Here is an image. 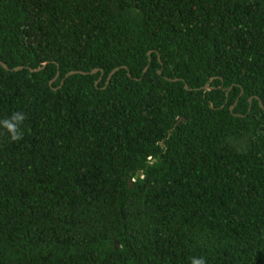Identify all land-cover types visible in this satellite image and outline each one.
Segmentation results:
<instances>
[{"label": "trees", "instance_id": "trees-1", "mask_svg": "<svg viewBox=\"0 0 264 264\" xmlns=\"http://www.w3.org/2000/svg\"><path fill=\"white\" fill-rule=\"evenodd\" d=\"M0 61V264H264V0H0Z\"/></svg>", "mask_w": 264, "mask_h": 264}, {"label": "clouds", "instance_id": "clouds-1", "mask_svg": "<svg viewBox=\"0 0 264 264\" xmlns=\"http://www.w3.org/2000/svg\"><path fill=\"white\" fill-rule=\"evenodd\" d=\"M25 120V113L14 111L10 117H6L0 120V126H2L6 130L11 141H19L23 138L24 135V131L21 125ZM191 264H206V259L203 256L199 258L192 257Z\"/></svg>", "mask_w": 264, "mask_h": 264}, {"label": "water", "instance_id": "water-1", "mask_svg": "<svg viewBox=\"0 0 264 264\" xmlns=\"http://www.w3.org/2000/svg\"><path fill=\"white\" fill-rule=\"evenodd\" d=\"M150 55H151V53H150ZM150 60H151V59H150ZM0 63L2 64V66H3L4 68L9 69V66H8L6 63H4V62H2V61H0ZM47 64H48V62H44L42 66H40V67H38V68H29V70H30L31 72L40 71V70L44 69V68L47 66ZM148 67H149V66L146 67L145 71L148 69ZM24 68H25L24 66H16V67L13 68V70H16V71H17V70H21V69H24ZM119 69H120V67H117V68H115L114 70L111 71V73H110L109 76H108L107 82L110 81L112 75H113L117 70H119ZM97 71H98V69H94V72H97ZM76 72H77V71H71V72H69L68 75H71V74L76 73ZM81 73H87V72H81ZM212 81H213V78L210 80V82H212ZM210 82L207 83L206 86H204V87H202V88H200V89H203V88H204L205 90H211L213 87L210 86ZM186 88H189V86L186 85ZM256 98L259 99L260 105L264 108V103L262 102V100H261L259 97H256ZM253 99H254V97L250 98L251 105H252V103H253ZM236 105H237V102H236L233 106H231V110H234V108H235ZM211 106L213 107V105H211ZM223 107H224V106H223ZM183 119H184V118H183ZM132 182H133V181H132Z\"/></svg>", "mask_w": 264, "mask_h": 264}]
</instances>
